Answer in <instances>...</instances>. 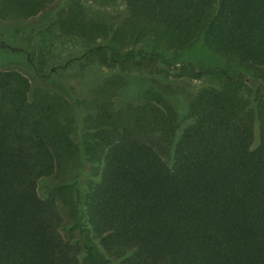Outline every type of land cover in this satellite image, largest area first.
Masks as SVG:
<instances>
[{"label": "trees", "instance_id": "16d2710c", "mask_svg": "<svg viewBox=\"0 0 264 264\" xmlns=\"http://www.w3.org/2000/svg\"><path fill=\"white\" fill-rule=\"evenodd\" d=\"M53 1L0 0V19ZM84 1L119 0H68L57 15L85 44L81 64L115 71L92 97L0 69V264H264V0H120L116 25ZM199 44L222 62L173 57ZM132 72L216 81L182 110L153 88L117 106ZM78 154L94 173L77 199L66 187L41 197L37 181ZM60 204L74 219L67 238Z\"/></svg>", "mask_w": 264, "mask_h": 264}, {"label": "rangeland", "instance_id": "374dc122", "mask_svg": "<svg viewBox=\"0 0 264 264\" xmlns=\"http://www.w3.org/2000/svg\"><path fill=\"white\" fill-rule=\"evenodd\" d=\"M68 0H54L46 8L32 17H13L0 19V69L20 70L34 87L58 90L65 95L68 92L76 98L92 97L91 91L103 80L109 79L115 71L98 64H81L85 44L81 39L63 36L56 26L59 11ZM90 17L110 25L118 24L125 16V4L116 1L108 4L84 1ZM179 63L191 64L195 69L214 67L221 59L202 45L173 55ZM215 78L204 76L200 79L183 76L164 77L158 74L132 72L119 83L114 97L115 105L136 101L140 93L147 89H159L165 94L179 96L176 106L190 98L199 88ZM87 98V99H88ZM182 110V106H178ZM81 127L75 126L74 138L79 141ZM94 165L78 154L69 160L52 176L37 181V192L45 197L56 187L72 189L74 200L78 189H84ZM63 216L61 234L67 238L73 227L74 219L64 204H60ZM81 243L79 229L72 231Z\"/></svg>", "mask_w": 264, "mask_h": 264}]
</instances>
